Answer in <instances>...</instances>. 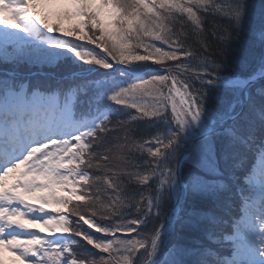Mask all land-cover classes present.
<instances>
[{
    "label": "trees",
    "instance_id": "1",
    "mask_svg": "<svg viewBox=\"0 0 264 264\" xmlns=\"http://www.w3.org/2000/svg\"><path fill=\"white\" fill-rule=\"evenodd\" d=\"M147 1L149 14L142 19L150 28L141 35L130 34L119 22L129 37L126 49L103 35L98 39L95 23H84L80 16L81 10L92 16L90 11L79 3L72 4L77 10H69V17L53 18L54 24H65L81 17L87 30L72 21L70 29L83 32L87 42L104 48L125 69L141 73V80L114 70L110 59L108 69L114 71L106 70L101 60L88 64L80 58L76 64L69 58L77 52L103 55L90 45L54 40L35 28L31 38L17 30V23L2 22L0 85L15 89L26 81L29 89L45 92L82 89L79 99L84 105L76 104V112L81 111L74 112V118L97 117V128L83 139L80 158L72 166L80 176L87 174L80 182L74 179L81 200L67 206V241L51 257L81 264H144L152 238L173 204L177 161L193 137L169 110V76L214 129L238 110L234 87L227 84L230 77L246 81L259 75L246 89L248 100L241 114L224 129L200 138L182 161L178 217L152 248L153 264H226L248 197L241 180L264 145V0ZM47 17L48 12L43 29L49 28ZM42 42L57 43L69 53L64 57L62 49L58 57L45 58L39 49ZM31 45L35 48L28 52ZM100 80L112 84L95 90ZM78 216L86 217L99 233L85 227Z\"/></svg>",
    "mask_w": 264,
    "mask_h": 264
},
{
    "label": "rangeland",
    "instance_id": "2",
    "mask_svg": "<svg viewBox=\"0 0 264 264\" xmlns=\"http://www.w3.org/2000/svg\"><path fill=\"white\" fill-rule=\"evenodd\" d=\"M74 3L84 6L85 11H90L92 16L90 14L84 16L83 10H81L80 16L85 18L84 21L76 14L75 17L77 16L78 22L68 19L65 24H54L55 15L63 14L69 17L67 15L69 10L75 9L76 12L77 7H72ZM149 4L150 2L147 0H132V2L120 0V3H116V0H0V28L6 19L17 23L18 31L21 30L33 38L35 34L32 29L36 27L39 20L44 19L45 13L48 12L47 18L50 29H47V32L49 35L55 34L53 26L58 25L56 27L57 38H61L59 36L62 35L71 36V40L85 43L87 39L84 38L83 32L70 29L72 25L69 22H76L80 28L86 31V24L84 26V24H80V21L85 23L87 20L92 25L95 23L98 28V39L103 35L112 39L117 47L126 49L128 46L125 44H129V37L126 35L125 28L119 26V22H123V26L127 28L130 34L134 33L138 37L144 29L150 28L148 23L142 19L143 14H149L147 11ZM32 6L36 11L37 21L30 14L29 7ZM123 12L125 15H119ZM130 19L133 20V23ZM136 19L139 21L136 22ZM135 36L133 40H135ZM47 43L39 44V49L43 51L45 58L58 57L61 55L62 49L65 52L64 57L68 55V49L60 48L57 43H49L55 46ZM90 44L93 49L100 50L99 52L103 55L96 57L95 55L90 56V52H77L69 58L76 64L80 58L88 64L91 62L99 63L98 60H101L102 65L106 67L104 68L109 71L122 67L107 52L105 53L98 48L96 43L91 42ZM34 48L35 45H31L27 51L31 52ZM94 51L96 52V50ZM40 54L41 52H35L33 55L42 57ZM126 54L128 52L124 54L128 56ZM107 59L111 60L114 70L108 69L109 62ZM242 80L230 77L227 81L228 85L234 87L233 91L237 97L238 108L242 99L240 96L244 83ZM110 83L109 80H100L94 83L93 87L96 90V88L108 87L112 84ZM24 86L15 92L0 87L2 92L0 93V122H3L1 128H11L13 123L11 121L16 119L14 121H17V125L22 127L23 134H26L25 137L28 134H33L32 126L38 124L47 127L52 123V126L60 129L62 134L60 136L54 135L55 137L49 139L43 138L39 143L29 145L25 154L19 155L16 159L13 158L6 169L0 170V187L6 185L4 191L0 190V198H4L8 205H4L3 211H0V232L6 229L11 232L10 236L0 237V248L6 247L5 244L8 246V254L11 256L9 264H81L70 259H66V261L57 257L53 259L51 255L55 254L56 248L64 247L67 241L66 234H68L69 223L66 221L67 206L70 201L81 200L77 194L79 189L74 179L76 181L78 179L80 182L83 177H87V174L83 172L80 176V173L73 170L72 166L75 165V160L80 158L78 152L84 147L83 139L88 136L93 128H97V117L90 120L73 119L71 112L74 107L75 110L78 109L75 104L81 101L79 92H82V89L75 92L69 91L65 94V100L56 106V97L53 95L35 94L31 98H27ZM111 89L114 91V87ZM169 89L172 91L170 82ZM167 99L169 110H171L175 120L178 121L180 128L190 136L196 135L198 131L189 116L187 119L188 113L183 109L173 91ZM80 103V107H83V101ZM89 109L90 107L87 110L85 108L86 111ZM80 111L78 113L75 111V113L79 114ZM103 115L99 118L102 119ZM7 119L11 120L7 121ZM6 149V156H9L8 153L12 151L10 145H7ZM251 170L241 181L247 187L246 189L252 193L250 197L253 199L249 202L245 201L242 219L238 222L239 227H236L232 234L231 253L226 256L228 257V264H264V151H260ZM183 186L184 184H182ZM83 218L89 221L86 217ZM174 221L171 222V226ZM170 225L165 227L164 232L155 238L152 248L162 235L170 232Z\"/></svg>",
    "mask_w": 264,
    "mask_h": 264
},
{
    "label": "bare ground",
    "instance_id": "3",
    "mask_svg": "<svg viewBox=\"0 0 264 264\" xmlns=\"http://www.w3.org/2000/svg\"><path fill=\"white\" fill-rule=\"evenodd\" d=\"M29 9H30V14H31V16H32V18H34V19H37V14H36V11H35V9L33 8V6L32 7H29ZM182 99V98H181ZM181 102H182V107L183 108H185V109H189L190 111H191V114H192V116L193 117H191L192 119H193V122H194V124H195V127H196V129L197 130H203V126L205 127V125H204V123L202 122V120L200 119V115L197 113L196 114V112H195V110L193 109V108H191L188 104L186 105V103L183 101V99L181 100ZM188 106V107H187ZM11 122H13L12 123V126H11V128H6V129H2L1 127L3 126L2 125V123L3 122H0V136H3V134H5V135H8V136H10L9 138H11L12 139V137H15V136H17L18 134H19V132H21L22 133V127H19V125H17V121H11ZM38 126V127H37ZM37 126H32V129L33 130H37L38 128H40V129H42V130H45L44 128H46V127H44V125H42V126H40L39 124L37 125ZM206 128V127H205ZM20 138V145L21 144H23L22 142H23V138H22V136H20L19 137ZM5 145H2V147L4 148V150H7L6 149V147H4ZM7 184H9V183H7ZM4 188L6 189V185L5 186H1L0 187V190H3L4 191ZM175 191H177V185H176V187H175ZM7 202V201H6ZM5 201H4V198L2 199V198H0V211L2 212L3 210H2V207H4V205H6V206H8L7 205V203H6ZM174 207L171 209V212L168 214V216H167V218H166V220H165V223H164V227L163 228H165V227H167L168 225H170L171 224V222L173 221V217H172V213H174L175 211H176V205H173ZM11 232L8 230V229H6V230H4V231H2V232H0V237H3V236H5V235H7V236H10L9 234H10ZM5 246L6 247H1L0 248V264H9V259H11V256H9V251H8V246L5 244Z\"/></svg>",
    "mask_w": 264,
    "mask_h": 264
},
{
    "label": "water",
    "instance_id": "4",
    "mask_svg": "<svg viewBox=\"0 0 264 264\" xmlns=\"http://www.w3.org/2000/svg\"><path fill=\"white\" fill-rule=\"evenodd\" d=\"M255 81V77L254 78H251L250 79V81H248L246 84H244L245 86H244V88L247 86V85H249L250 84V82H254ZM171 88H173V90L175 91V94H176V97L177 98H179V100H180V102H181V100L183 99V101L186 103V98L184 97V94H183V92H182V90H180L179 88H177L176 87V85L174 84V81L171 79ZM242 95L244 96V100H245V95H244V89H243V91H242ZM182 98V99H181ZM181 104H182V102H181ZM189 105V103L187 102L186 103V105ZM188 107V106H187ZM185 109V108H184ZM186 111H188V115H189V117H190V119H192L191 117H193L192 116V114H191V111L187 108V109H185ZM195 112H196V114L198 113L197 112V110H195ZM233 118H235V116H230V118H228L227 119V121H226V124L228 123V122H230L231 121V119H233ZM192 121H193V119H192ZM194 123V122H193ZM195 125V124H194ZM203 128V130H198V134L196 135V136H194L192 139H191V143H190V145H189V148L185 151V153H183L180 157H179V161H178V165H177V174H176V180H177V186H178V191H177V196H176V198H175V200H174V205H176L177 206V210H176V212H175V214H174V216L177 214V211H178V203H179V192H180V187H181V184H180V176H179V173H178V170H179V167H180V165H181V161L187 156V154H189V152H190V150L192 149V147H193V145L199 140V138H201V137H203V136H206V135H208V134H210L211 132H214V131H216V130H207V129H205V127L203 126L202 127ZM172 209V208H171ZM176 217V216H175ZM165 220H166V218L164 219V222H163V224L161 225V227H160V229H159V231L156 233V235H158L160 232H161V230L163 229V226H164V223H165ZM148 262H146L145 264H151V261H152V254L150 253V256H149V258H148V260H147Z\"/></svg>",
    "mask_w": 264,
    "mask_h": 264
}]
</instances>
